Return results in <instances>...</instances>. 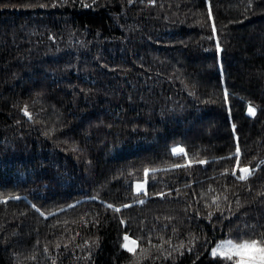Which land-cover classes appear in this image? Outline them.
Returning a JSON list of instances; mask_svg holds the SVG:
<instances>
[{
    "label": "trees",
    "instance_id": "16d2710c",
    "mask_svg": "<svg viewBox=\"0 0 264 264\" xmlns=\"http://www.w3.org/2000/svg\"><path fill=\"white\" fill-rule=\"evenodd\" d=\"M208 6L0 0V264H210L261 239L264 0Z\"/></svg>",
    "mask_w": 264,
    "mask_h": 264
},
{
    "label": "snow or ice",
    "instance_id": "6c2138e0",
    "mask_svg": "<svg viewBox=\"0 0 264 264\" xmlns=\"http://www.w3.org/2000/svg\"><path fill=\"white\" fill-rule=\"evenodd\" d=\"M65 3L70 2V0H64ZM252 0H250V3ZM149 3H155V0H149ZM208 12L211 14V0H209V6H208ZM213 30H215V23L212 24ZM225 98L227 97L228 93L225 89ZM25 112L27 115L31 116V113L27 112V108L25 107ZM249 112L255 116L256 112L255 109L249 106ZM233 129H235V125L232 126ZM173 153H184L187 155L186 150L183 147H177L172 149ZM240 152L241 149L239 145L237 144L235 149V155H236V168L232 170V175L236 176V178L240 181H246L248 180L249 175H251V169L245 165L243 168L240 167ZM188 164H192L193 161L188 160ZM199 163L206 164L207 161H199ZM264 163V162H262ZM177 167H180V165H176ZM237 169H239V172L241 174L237 175ZM227 172L228 170L225 169ZM145 176H147V169L145 170ZM147 183V180H145L143 183L137 182L136 183V192L141 193L143 189V194H147V189L144 187V185ZM155 195L164 196L163 192H157ZM213 201H216L218 199L217 196H212L211 198ZM225 200L227 197L224 198ZM140 203H143V201H139ZM33 207H36L33 205ZM109 208H112L115 212H119L122 207H129V205H121L120 207H116L114 204L108 205ZM219 207V205H217ZM214 213L209 212L207 214L208 219H211ZM217 220H219V217H216ZM98 222V221H97ZM245 228L256 232V229L254 226H248L245 225ZM261 239L255 240V239H245L242 240L240 243H236L233 240H223L220 242V244L216 245L215 247H212L210 250V255L212 258H214L212 261H210V264H224V262H227V264H264V233H259ZM197 238L194 237L191 243H195V240ZM132 240V236L128 234V231L125 230L123 233V241L124 243L121 244V247L124 249H127L128 252L135 253V249L130 247L127 241ZM151 241L149 240V243ZM135 243V241H133ZM227 244L229 247L227 250H222V246ZM157 247H162V245H157ZM182 247V246H181ZM146 251V250H145ZM187 251H192V248L189 247ZM178 254H183V252H179ZM167 256H171V252L167 253Z\"/></svg>",
    "mask_w": 264,
    "mask_h": 264
},
{
    "label": "rangeland",
    "instance_id": "374dc122",
    "mask_svg": "<svg viewBox=\"0 0 264 264\" xmlns=\"http://www.w3.org/2000/svg\"><path fill=\"white\" fill-rule=\"evenodd\" d=\"M250 106V105H249ZM249 106H247V109H246V112L249 114V115H252L250 112H249ZM253 108V107H252ZM175 148H177V147H175ZM141 183H143V182H141ZM144 187H145V185H144ZM223 240H233L232 238H230V237H228V236H226V237H222V238H220L219 240H217L212 246H211V248L212 247H215L216 245H218V244H220V242L221 241H223ZM133 241H135L134 239H132V240H129V241H127V243L129 244V246L130 247H132V248H134L135 246H136V241H135V243H133ZM233 241H235V240H233ZM236 243H240L241 241H235ZM124 243V242H123ZM228 245L227 244H225V245H223L222 246V250H227L228 249ZM211 248H210V250H211ZM210 250H209V252H210Z\"/></svg>",
    "mask_w": 264,
    "mask_h": 264
}]
</instances>
